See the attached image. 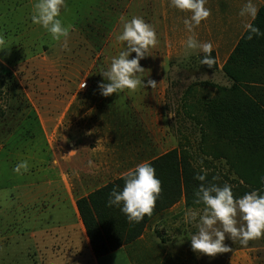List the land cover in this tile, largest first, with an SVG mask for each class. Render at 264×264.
Wrapping results in <instances>:
<instances>
[{"label":"rangeland","instance_id":"rangeland-1","mask_svg":"<svg viewBox=\"0 0 264 264\" xmlns=\"http://www.w3.org/2000/svg\"><path fill=\"white\" fill-rule=\"evenodd\" d=\"M34 3L0 0V35L7 42L0 50V264H102L86 241L78 253L60 240L57 232L62 225L53 214L65 212L69 197L60 185L50 183L49 160L59 158L61 143L70 132L84 135L93 130L85 129V124L95 127L101 122L95 136L109 135L112 157L133 155V164L117 170L118 176L182 145L194 166L209 162V168L232 180L224 161L202 154L200 127L186 108L201 97L213 96L212 88L200 84L219 77L206 76L208 70L199 63L202 52L185 47L190 36L205 43L204 33L199 28L188 32L184 25L188 12L170 7L169 0L163 10L156 0H66L60 19L70 26V51L62 47L63 40L54 41L32 23ZM122 17H142L155 28L158 44L139 63L145 69L142 80L157 84L105 97L97 85L107 81L99 72L107 70L122 50L116 39ZM91 143L97 147L98 140ZM22 161L28 162L29 170L18 174L13 169ZM177 212L170 216L173 221L182 217ZM177 223L167 237L169 247L175 253L176 246L187 244L191 264H264V236L242 247L226 235L224 243L232 249L226 256L195 252L194 261L189 238L196 227L186 218ZM129 250L134 264H158L161 257L144 253L137 240ZM170 262L177 264L172 257Z\"/></svg>","mask_w":264,"mask_h":264},{"label":"trees","instance_id":"trees-1","mask_svg":"<svg viewBox=\"0 0 264 264\" xmlns=\"http://www.w3.org/2000/svg\"><path fill=\"white\" fill-rule=\"evenodd\" d=\"M251 23L264 33V8L258 10ZM247 35V32L243 34L222 68L231 86L223 88L203 82L200 85L212 88L214 95L199 98L194 106H186L188 117L200 127L202 154L211 160L224 161L234 179L219 175L206 161H202L201 166H194L187 148L178 145L150 161L161 181L162 191L152 215L145 216L140 223H130L118 207L107 206L111 190L123 188V176L78 199L76 208L96 259L132 244L156 215L182 200L185 209L203 208L202 204L194 203L193 194L201 183L194 177L205 171L204 183L223 186L227 182L235 197H242L252 190L263 193L264 35L253 36L251 40L246 38ZM203 55L199 57L200 64ZM212 55L215 58L214 53ZM201 65L208 71L217 68L216 60L211 68ZM190 91L188 87L185 95ZM253 91H257L258 96L253 95Z\"/></svg>","mask_w":264,"mask_h":264},{"label":"clouds","instance_id":"clouds-1","mask_svg":"<svg viewBox=\"0 0 264 264\" xmlns=\"http://www.w3.org/2000/svg\"><path fill=\"white\" fill-rule=\"evenodd\" d=\"M206 4L207 0H169L170 7L190 13V17L184 20L188 32H192L210 16L211 11ZM62 8H66V0H35L31 21L50 34L54 41L63 40L62 47L70 51L67 45L70 26L65 25L60 19ZM257 14L258 8L252 0H247L239 12L241 17L252 21L256 19ZM121 21L122 31L116 39L122 43V50L118 56L112 58L107 70L99 72L103 81H107L97 85L100 94L105 97L113 93L118 95L126 89L135 92L141 88H153L157 84L151 79L146 83L142 80L145 69L139 63L147 56L149 49L158 44L155 28L142 17H132L130 20L122 17ZM243 28L248 33L246 37L248 40L253 39V36L264 35L252 23H245ZM6 43L5 38L0 35V50L6 49ZM185 47L189 50H199L204 54L201 64L210 68L215 64L211 42L201 43L190 36ZM132 53H135V56L129 58ZM84 86L83 83L81 88ZM13 170L22 174L21 170L23 172L29 170V164L22 161ZM206 175L205 171L194 177L201 182L194 191V203L202 204V210L186 214V222L196 227V231L189 238L193 252L214 256L217 253L232 251L224 243L226 235L233 243L238 241L242 247H246L250 240L264 236V193L252 190L242 197H235L232 186L227 182L223 186L204 183ZM122 178L123 188L118 190L114 187L111 190L107 206L118 207L130 223H140L145 216L152 215L162 191L161 181L156 177L155 168L148 161L137 164ZM261 179L264 182V177Z\"/></svg>","mask_w":264,"mask_h":264},{"label":"crops","instance_id":"crops-1","mask_svg":"<svg viewBox=\"0 0 264 264\" xmlns=\"http://www.w3.org/2000/svg\"><path fill=\"white\" fill-rule=\"evenodd\" d=\"M156 1L157 8L163 10L165 7V0ZM246 2L247 0H207L205 6L210 9L211 14L196 28H199V32L204 33L203 38L205 42H211L213 45V53L215 55L217 68L214 71H208L206 76H217L219 79L211 78L204 80V82L223 88H229L231 86L232 83L223 73L222 68L235 46L246 32L243 25L252 22V20L239 15L240 9ZM252 2L257 6L258 10L264 8V0H252ZM188 16L190 17L189 12ZM196 31L198 30L196 29ZM253 95L258 96L257 91H253ZM71 105L72 102L69 104L67 111H69ZM96 113H98V111H96ZM101 126V122H98L95 127L90 122L88 125L85 124V129L92 127L93 130L89 132L84 131L86 132L84 135L81 134V131L75 132L74 136L72 132H70L65 137V141L61 143L62 146L59 158L54 157L50 159V167H47L51 176L50 183L60 185L61 189L66 191L69 197V201H66L65 212L62 211L61 213L60 211H56L53 214L57 219V223L62 225L57 234L62 242L67 241L68 247H72V250L78 253L79 246L84 245L85 241L86 243L89 242L79 218L76 201L126 175L127 172L118 176L117 172L119 170L122 171L124 168H129L134 161L133 155L125 156L120 160L112 157V152L110 153L109 151V144L111 143L109 135H105V137L101 139L98 135L95 136L94 130H100ZM105 129H108L106 124ZM93 137L95 140H98L97 147H91V140L94 141ZM175 148L176 147H172L171 150ZM56 167L59 168V172L56 171ZM181 205L182 209L179 211ZM190 211H194V209H185L182 200L170 209L156 215L147 224L141 237L137 239L144 253L151 256L156 252L157 256H161L159 257L160 260L158 264H171V262L169 263L170 257H172L177 264H191V255L188 245L176 246V249H174L176 252L172 253L173 251H171L169 247L170 242L167 238L169 237L170 231H173L175 225L178 224L177 222L183 218L185 219L186 214ZM176 212L182 215V217L177 221H173L170 216ZM77 222L78 224H76ZM77 227H80V230L82 229V236L81 233L78 232ZM129 246L130 245L123 247L108 256L99 258L101 263L134 264L130 256L131 250H129ZM89 250L92 253L90 245ZM226 253L229 252L222 254L226 256ZM228 255L230 254H227V256ZM92 256L94 257L93 254ZM195 256L196 253L194 252V257ZM77 258H79V255ZM195 260L196 257L194 258V261Z\"/></svg>","mask_w":264,"mask_h":264}]
</instances>
